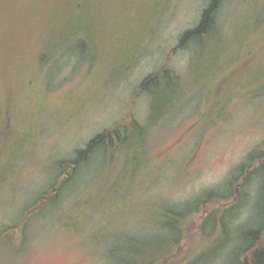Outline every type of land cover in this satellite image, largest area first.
Returning <instances> with one entry per match:
<instances>
[{"label": "rangeland", "instance_id": "rangeland-1", "mask_svg": "<svg viewBox=\"0 0 264 264\" xmlns=\"http://www.w3.org/2000/svg\"><path fill=\"white\" fill-rule=\"evenodd\" d=\"M91 1L12 96L0 78V264L150 261L187 216L174 263L157 264H245L264 222V0H224L214 36L183 45L211 0ZM222 210L231 229L212 239Z\"/></svg>", "mask_w": 264, "mask_h": 264}, {"label": "trees", "instance_id": "trees-1", "mask_svg": "<svg viewBox=\"0 0 264 264\" xmlns=\"http://www.w3.org/2000/svg\"><path fill=\"white\" fill-rule=\"evenodd\" d=\"M223 1H210L209 6L202 14L199 24L184 33L180 45H183L187 40L197 39L198 41H203L214 36L212 34L215 29L216 15ZM82 2L84 5H81ZM77 6H82V11L85 12H87V9L92 10L95 7L91 0H0V78H4L11 96L14 94V80L23 74L21 70L27 62L28 56L33 52L39 59L45 60V58L50 56L47 47L45 45L42 47L40 43H46V39L54 33H63L68 27L67 24H69L71 19L70 15L73 7ZM160 72H158V75ZM113 131L98 134L89 141L87 147L79 149L74 158L62 160V171L59 177L70 180L85 160L97 149L103 148L101 146L116 133H113ZM131 147H128V149ZM51 194V192L46 191L40 202L53 201L54 195ZM209 196L211 197V195ZM213 199L215 200L216 197L212 195L211 200ZM236 203L233 202L227 205L234 209ZM176 212L186 214L184 209L175 210V214ZM231 212L232 210L229 212L222 210L218 217H215V215L212 217H215L212 220L213 224L216 223V227L213 226L210 230L212 239L219 238L218 233L220 235V232L223 236L224 231H230V221L227 218ZM27 213L31 215L29 211ZM190 218L191 216L181 218L180 227L182 231H178V234H172L174 236L169 249L155 251L153 259L150 261L145 262L144 258H141L139 263L131 264H157L163 261L162 258L174 263L175 257L173 254L176 253L177 244L182 243L183 235L181 236V234L185 231L184 227L187 228ZM263 224L264 222L258 228L251 229L246 234V244L241 246L246 251L245 264H264ZM166 225L170 231L176 229L174 218H171L169 224L166 221ZM200 231L203 232L204 236H208L207 232H204L203 226L200 227ZM242 248L241 251H243ZM184 264L188 263L184 262Z\"/></svg>", "mask_w": 264, "mask_h": 264}]
</instances>
